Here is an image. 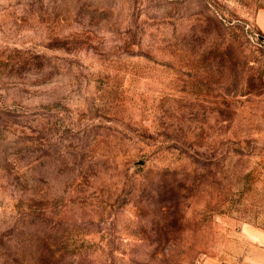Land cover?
<instances>
[{
	"label": "rangeland",
	"instance_id": "1",
	"mask_svg": "<svg viewBox=\"0 0 264 264\" xmlns=\"http://www.w3.org/2000/svg\"><path fill=\"white\" fill-rule=\"evenodd\" d=\"M264 0H0V264H201L264 231Z\"/></svg>",
	"mask_w": 264,
	"mask_h": 264
},
{
	"label": "crops",
	"instance_id": "2",
	"mask_svg": "<svg viewBox=\"0 0 264 264\" xmlns=\"http://www.w3.org/2000/svg\"><path fill=\"white\" fill-rule=\"evenodd\" d=\"M257 27L264 32V9H260L255 17ZM244 246L224 259L211 258L201 264H264V231L249 229Z\"/></svg>",
	"mask_w": 264,
	"mask_h": 264
}]
</instances>
